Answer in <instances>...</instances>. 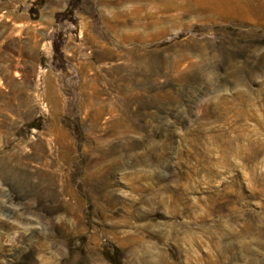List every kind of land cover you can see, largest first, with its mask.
Segmentation results:
<instances>
[{
  "label": "rangeland",
  "instance_id": "obj_1",
  "mask_svg": "<svg viewBox=\"0 0 264 264\" xmlns=\"http://www.w3.org/2000/svg\"><path fill=\"white\" fill-rule=\"evenodd\" d=\"M0 264H264V0H0Z\"/></svg>",
  "mask_w": 264,
  "mask_h": 264
}]
</instances>
